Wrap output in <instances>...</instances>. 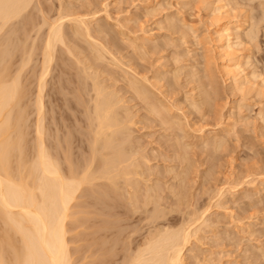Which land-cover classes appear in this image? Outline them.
I'll list each match as a JSON object with an SVG mask.
<instances>
[{
	"label": "rangeland",
	"instance_id": "1",
	"mask_svg": "<svg viewBox=\"0 0 264 264\" xmlns=\"http://www.w3.org/2000/svg\"><path fill=\"white\" fill-rule=\"evenodd\" d=\"M30 5L28 8L32 11L27 9L26 11L30 13L31 19L40 24L45 22L43 26L32 25L31 29L35 26L36 28L40 26L41 29L36 30L35 28L30 36L27 35L29 39L26 38L25 43H28L26 47L31 44L32 39L36 42H34L36 45H32L33 48L43 44L44 35L46 36L48 30L47 26L58 17L59 13L71 14L72 18L81 17L82 19L84 17L83 20L88 23L90 35L89 37L84 29V31L81 30L80 24L74 21L66 20L62 25L65 42L63 40L62 45L58 43L55 45L54 58L58 59H56L58 63L53 58L43 91V94L46 92L43 95L45 96L43 117L45 116L44 126L47 130L45 135L49 137L48 140H46L47 137L45 138L48 141V147L51 145V151H54L59 148L57 145L62 148L70 143V147L73 146V148H70L69 154L70 157L72 156L73 163H77L75 165L78 167H81L79 164L84 166L83 162L86 163L89 157L87 154L89 147L86 144L88 142L84 139L89 140L87 139L89 138L88 132H90L88 129H91H87L89 123L85 124L92 110L94 91L91 90L90 77L82 76V79L79 77L83 81L85 79V83H82L83 81L78 80L77 74L78 71L82 72L80 69L86 67L82 75L84 70H87V74L91 76L96 73L95 79L101 83L105 91L113 92L115 99L119 101L116 102L115 111L117 115H121H119L121 121L122 117L126 120L123 119L126 126L122 131L129 134L123 136L131 137V141L127 138V143L130 144L128 147L133 148L132 152L131 149L128 152L129 156L134 151L138 154L135 159L132 158L131 162H135L137 158L136 163L140 166L138 169V166L136 167V173H140L133 175L135 172L130 169L134 168L129 167L130 172L132 171V179L129 177L131 175H127L130 183L137 180L139 183L137 187L134 188L135 185L131 183L133 188H130L124 180L128 177L122 178L129 186V191L126 190V186H122L124 183L121 178L118 180L121 181L117 182L120 194L117 196L120 198L126 193L132 194L133 198L137 199V202L134 201L136 204L134 202L128 204V201L124 200L130 195L124 196L122 200H118L116 195L113 197L115 201L110 199L112 204L118 201L119 206L116 208L118 211H123L126 206L131 208L130 205H137V207H132V209L137 208H134L137 211L132 209L129 211V208H126L128 212H122L126 216L132 211L133 215L135 214L134 217L129 213L124 218L123 214L116 211V217L111 218H115L114 220L119 218V220L114 223L113 219L111 221L107 218L108 215L106 218H101L103 215L95 214L97 215L95 220L97 226L105 224L114 229L113 236L106 237L108 239H105V242L106 246H109L108 241L117 238L116 242L115 240L110 241V244L115 243L114 250L118 249L112 252L119 253V255L116 254L117 258H114L115 264L117 259L119 260L117 264L124 261L129 248V255L132 254L131 249L134 252L142 248L139 245H144L145 241L141 242L148 238V233L155 228H158L156 230L169 228L174 231L184 222L188 223L201 216L199 222L195 220L193 223V227H200V229L198 228L183 251V264H264V0H32ZM216 6L219 8L213 10ZM26 11L23 16L29 14ZM216 18L220 23L228 20L230 32H239L241 36L240 40H232L234 43L238 42L237 44L232 43L234 44L232 48L241 65L238 70L242 81L238 89L230 82L224 71L226 62L217 48V30H219L217 24L219 22ZM18 20L16 26L15 24L13 26L16 28V34L23 29ZM19 26H21L20 30H18ZM5 27L8 31L12 28L8 25ZM6 29L4 28L5 33H9ZM76 30L80 33L77 34ZM4 34L3 36L11 37L13 34V38L19 37V34ZM246 35L254 37L255 39H252L254 43ZM21 39L17 38L22 44ZM16 44H19L18 41L11 46L14 48ZM42 46H38L41 48L36 51L35 48L31 51L35 52L30 55L32 59L20 70L19 80L26 92H29L28 97H30L27 98L26 94V98L21 100V103L22 101L25 104L28 103L26 108L23 103V106L20 105L25 110L24 119L27 118L24 122L25 130L29 131L28 136L30 134V138L26 135L27 151H30L35 141L33 140L35 139V125L32 128L37 116L36 106H34L37 92V80L35 79L41 67L39 63L42 51L39 49H42ZM67 47L71 48L72 54H69ZM15 50L18 52L16 48L13 54ZM18 54L14 55L18 57ZM99 54L102 55L99 56L100 58L97 57ZM15 56H12L13 66H11L16 69L14 71L12 68L11 72L14 71V73L19 71L17 70L19 59ZM14 60L17 61V66ZM84 75L86 76V72ZM23 80L27 82L24 84ZM77 82H81L82 85ZM130 84L135 87L140 86L139 89L142 91L145 89L149 99L145 100L136 94L138 92H135L133 90L135 88L132 87V89ZM77 85L80 88L82 86L80 92ZM75 89L78 90L77 94ZM205 93L208 94L207 97ZM78 99L84 103H79ZM146 101L159 109H164L167 116L160 119L161 115H157L156 111H151L150 103ZM87 106L90 107V113L86 112ZM122 131L119 138L124 134ZM62 136L64 138L71 136L69 137L71 142L68 140L69 143H67ZM29 139L33 141L31 144ZM58 139L60 145L57 142ZM62 139L66 144L61 143ZM124 139L126 140L122 137L120 140L124 141ZM181 154L184 156L182 159ZM82 155L86 156L85 160H83L84 157L81 159ZM185 158L186 161H184ZM128 160L126 162L131 163ZM85 188L87 191V187ZM85 188L83 187L82 192L80 190L79 193H83ZM148 189L157 196L152 198L151 192L149 196V193H146L149 192ZM176 191L181 193L184 191L185 195L179 194L182 197H179L182 203L178 200ZM144 193L149 196L145 198H150V200L144 199ZM86 194L89 198L90 193L86 192ZM86 194L84 192V197L78 194L80 198H77V202L80 201V203H77L76 199L74 202L78 207L89 204L87 200L91 201L90 198H86ZM154 197H157L154 202H146ZM120 204L123 208L125 205V208L121 209ZM142 204L146 208L142 207ZM75 209L71 210L78 211L77 215L74 213L72 219L69 218V221L73 223H68V219L66 222L68 223L66 225L68 228H66L69 229V232H66L69 240H67L68 247H70V254H73V259H71L74 260V264L75 262L92 264L93 255L84 245H88L89 238L86 234L79 235L80 232L87 231L88 233L93 228L88 229L85 222L80 226L83 221L80 218H84V214L86 218L92 217V214L83 213V210L87 211V208ZM81 209H83L82 213ZM152 211L166 214L163 218L161 214L158 215L161 218L154 221L155 213L153 214ZM95 215L93 217H96ZM130 215L131 220L128 218ZM74 216L78 217L79 223L74 222ZM148 216L154 223L147 222ZM101 219L107 222L99 221ZM198 223L202 225L199 226ZM69 224H73L74 227L72 225L70 228ZM97 226L94 225L95 228ZM125 238L128 239L127 244H125ZM120 244L126 245L124 249L128 247L125 250L126 253ZM81 248L83 251L79 250ZM89 254L92 256L90 257ZM83 255L85 259L82 260ZM75 257L78 258L77 261Z\"/></svg>",
	"mask_w": 264,
	"mask_h": 264
},
{
	"label": "bare ground",
	"instance_id": "2",
	"mask_svg": "<svg viewBox=\"0 0 264 264\" xmlns=\"http://www.w3.org/2000/svg\"><path fill=\"white\" fill-rule=\"evenodd\" d=\"M217 1H222V0H217ZM31 2H32V0H0V264H74V262H73L74 260L72 261V259H73L72 255L73 254H70V251H69L70 247H68V245H69L68 241L69 240L66 237V235L68 234V233L66 234V232H69L68 231L69 229L67 230L68 226H66V225H68V223L72 222V221H69V218L72 219V215H75L74 213H76V215H77L78 211L73 212L72 210L75 208L76 209L80 208V207H82L83 209L87 208V211L81 209L80 210L81 213L83 210L84 211L83 213H87L88 215L92 214V217L90 216L87 218H86V214H84L85 217L80 218V220H83V221H81L82 224L80 223L81 224L80 226H82L83 222H85V223H87L86 227L88 229L90 227H93L94 229L91 228L90 232H88V233H86L87 231L85 233L80 232V234H79V235L82 234V236H83V234L84 235L86 234L87 235L86 237L89 238L88 241L86 240L88 245H86V244H84V245L89 248V250L91 251V254L93 255L92 256L89 254L90 257L91 256L93 257V259L91 260L92 262L91 261L90 262L92 264H115L114 261L117 258L116 254L118 252L113 253L112 250L117 251L118 249L114 250L115 246H113V245H115V243L113 242L114 244L113 243L110 244L111 240L108 241L109 246H106V242H105L106 241L105 239H108L106 237L113 236V230L114 229L112 227H108L105 224L98 225L99 226L98 227L95 224V220L97 219V215H95V214H99L100 216L103 215L101 218H106L108 215V217H107L108 219H110V220L113 219L114 223L118 222L117 220H119V218L117 220H114L115 218H111V217H116L115 216L116 211H118V210H116V208L119 206L117 204L118 201L114 202L117 204V206H116V204H112V201H115L114 200L115 198H113V197L120 195L118 193L119 191L117 189V182H120L121 180L120 181H118V180L121 178L122 183H124V185H122L121 183L120 184L124 187L126 186V190L129 189V186H130V188L132 187L131 183H133L135 185V186L133 185L134 188L137 187L136 186L137 184H139V183H137V180H135L133 182L131 181V183L129 182L130 181L129 177L132 179V176L134 174L138 175L140 173V172L136 173V167L138 166L137 167V169H138L140 166V165H138V163H136V162H138L137 158H136V161L134 160L135 162H131V161H133V159H135L137 151L136 152L134 151L135 154L132 153L129 156L130 153H128V152H130V149L132 152L133 148H132V146H130L131 148L128 147L130 144L127 143V141L128 140L131 141V139H130L131 137L123 136V135L128 134V133H124V131H122L124 129V127L126 126V124L124 123V121H126V120H125V117L124 118L122 117V121H121V119H120L121 117H119L120 114L117 115V111H115L117 109V108L115 109V106L117 107V103L119 102V101H117V99H115L116 96L113 94V92L111 93L110 91L109 92L105 91V89L102 87V85H100L101 83L98 82L97 79H95L96 76H94V75L96 73L91 76V74L90 75L87 74V70H84V73L86 72V76L84 75V73L82 75L83 69H87L84 66H83L84 68L80 69V70H82V72L81 71L77 72L78 80L82 76L85 78L90 77L89 79L92 82L91 83L92 84L91 90L93 89V91H94V92L92 91L94 96H93V102H92L93 106H91L92 107L91 113L89 111L90 107L88 108V106H87L88 109H86V107H85V109L87 110L86 112L90 113V114L86 113L87 115L89 114L90 116H88V118H86L87 120L85 119L87 122L85 125H88V123L90 124V125H88L89 127H87V129L88 128L91 129V130L88 129V131H90L91 134H89L90 132H88V136H89V138H87V139H89L88 141L86 140V138L84 139L85 142H88L90 144L89 145L88 143H86L89 147V149H87V154H89V157L86 160V163L82 161L84 166L79 164L81 167H78L77 165H75L77 163H73V161L71 160L72 156L70 157V154H69V152H71L70 148L71 147L73 148V146L70 147L71 144L69 143V142H71L70 141L71 139L69 140V137H71V136H68V138L66 136H65V138L62 136L66 140V142L69 143V145H68L69 148H68V146L60 148V146L57 145V147H59V148H56V150H57V152H56V150H54V148H52V150H54V151H51L50 143H49L50 146L48 147V145H47L48 141H46V140H48L49 137H48V135H45V132L47 130H45L46 127L44 126L45 125L44 124L45 116L43 117V114H45V113H43V107H44L43 106L44 105L43 98L45 97V96L43 97V95L46 94V92L43 94V91H44V87H46L45 84H47L46 83V77L49 75L48 73H49V70L51 67L50 63L53 62V58H54V55L56 53V51H54L55 47H56L55 45L57 43L61 44V45L63 44V40H64L63 36L64 35L62 34V32H63L62 25L66 20L70 21V22L74 21V22L78 23V25L80 24L81 30L84 29L85 31L84 30L83 31L86 32V34L90 37L89 29L87 26L88 23H85V21L83 20L84 17L82 19H80L81 17L80 18L79 17H77V18L73 17L72 18L71 17L72 15L70 13H69L70 15H68V13L62 14V13H59L60 11L58 12L59 13L58 17H56L54 21L52 20L51 21L52 23H50V24L48 23L49 24L47 26L48 30L46 32V36L44 35L45 39L43 38V40H44L43 44L38 45V46H41V45H43V46H42V49H39L42 51V53L40 54L41 55V61L39 63L41 65V67L39 66L40 71L38 70L39 71L38 75L35 74L38 76L37 79H35V81L37 80L36 81V83H37L36 91L37 92L35 91L36 92V94H35L36 98H34L35 99V105L34 106H36V108L35 107L34 108L36 109L37 113L35 112V110H34V112L37 114V116L35 118L36 123L32 124V128H33V125H35V127H34L35 139L32 138L35 141L32 144V147H31L32 149L30 148V151L26 150L27 149L26 135H27V138H30L29 137L30 134L28 136L27 133H29V131L25 130L26 125L24 124V122L27 121V118H25L26 120L24 119L25 110H23L24 108H22L20 105H22V103L24 102V101H22V103H21V100H23L24 97L26 98V96H25L26 94H27V98H30V97H28L29 92L28 91L26 92V90H25L23 84L20 82L19 78L21 75L20 70L22 68H24L27 65V63H29L30 59H32V58H30L31 57L30 55L34 51L33 52H31V51L35 48V46L33 48L32 45H36L35 44L36 42L34 41V39H32L30 41L31 44H29L32 47H30L29 45L26 47V45L28 44V43H25L27 40L26 38H28L30 36V33L36 28V26H35V28L33 27L34 29H31L32 25L34 24V25L38 26V24H40V23H37L38 22L37 20H36L37 22H35L30 17V13L28 11H32V10H29L28 7L31 6L30 5ZM38 2H40V1H38ZM218 8L219 7L216 6L213 8V10H216ZM26 9L28 11H26ZM25 11H26V13H29V14H25L23 16V13ZM41 11L44 13L43 9ZM76 16H79V15H76ZM17 20L19 21L18 22L19 24H22V28H23V29L21 28L22 30H20L21 26H19L18 30L21 31V32L19 31V33H18L19 35L16 34L17 33L16 28H13L14 24L16 26ZM216 20H218V22H219V24H217L219 26L218 27L219 30H217V33H218L217 35H218L219 39L217 37V40H216L218 42L217 48L219 49L220 54L223 55L222 57L226 62L225 66H224L226 70H224V71H226L225 74L228 77V79L230 80V82L233 83V85L235 86L236 89H238V88H240L241 81H242V78L240 75L241 73H239V70H238L239 66H241V65H239L240 61L237 58L238 56H237V54L235 55L233 48H232V46L234 44H237L238 42L234 43V41H232V40L233 39L234 40H236V39L240 40L241 36L238 32L239 26L237 25V28H238L237 32L238 33H236V31H233L234 32V35H233V32H230V30H229L230 28L228 27L229 26L228 20L221 21V23H220L219 19L216 18ZM33 21L35 23H33ZM44 22L45 21H43V23ZM43 23H41L40 25H42ZM7 25L9 28L12 27L11 30L9 29V31H8L6 29L5 26H7ZM76 26L77 25H75V27ZM39 27L36 28V30L37 29L40 30L41 27L40 28ZM4 28L9 33H5ZM234 29L236 30V28H234ZM77 30H76V32H77V34H79L80 32L78 33ZM2 31H3V33H2ZM22 31H23V33H22ZM10 32L14 33V35L15 34L18 35L19 37L13 38L12 33H11L12 34L11 37L10 36H3L4 33L6 35H8V34H10ZM27 32H28V34H27ZM76 32H75V34H76ZM20 33H21V36H20ZM27 35H29V36H27ZM249 37L251 39V42L254 43V41L252 40L254 37H252L250 35H249ZM249 37L247 36L248 39H249ZM17 38L19 40L22 38L21 40H23V43L21 44L20 41L17 40ZM13 39L17 40L19 43V44H16V47H14V48H13V46H14L13 44L17 43V41L15 42V40H13ZM64 42H65V40H64ZM232 43H234V44H232ZM239 44H240V42H239ZM11 45H13V46H11ZM9 46H11V48ZM38 46H36L37 48L34 49L35 51H36V49L41 48ZM16 48L18 49L17 50L18 52H16V50H15L14 54L16 55V53H19L20 55L18 54V57L13 54V50ZM69 49L67 47V51L69 52V54H72L71 48H69ZM41 51H39V52H41ZM100 55L101 54H99L97 57L100 58L99 57ZM12 56H15L19 59L18 60L19 65H18V69H17L19 71L15 72V73H14V71H16V69L11 67V66H13V62H12L13 57ZM94 56L96 57V55H94ZM54 59L56 60L57 58H54ZM15 60H17V59L15 58ZM15 60H14V62L16 63V66H17V61H15ZM15 63H14V65H15ZM56 63H58V61ZM16 66H14V67H16ZM12 68L14 69L13 72H11ZM79 72H80V76H79ZM240 72H241V69H240ZM93 76H94V78H91ZM254 76H255V74H254ZM81 81H83V80H81ZM84 81H85V79H84ZM84 81L82 83H85ZM25 82H27V81H24L23 83L25 84ZM47 82H48V80H47ZM79 83H81V82H79ZM82 83L80 85H82ZM131 85L132 84H130V86ZM76 87H79V86L77 85ZM132 87H134L135 89H133ZM139 87L140 86H138V87L131 86V88L133 90H135V92H138L136 94H139L145 100H148L149 97L145 93V89H143V91H142V89H139ZM81 88H82V86H81ZM81 88L80 87L78 88L79 92H80ZM136 88H138V89H136ZM212 88H214V87H212ZM76 90L77 89H75V92L77 94L78 90L77 91ZM31 91H30V93H31ZM207 95L208 94L205 93L206 97H207ZM142 97H141V99H143ZM78 101H80V100L78 99ZM81 102L82 101H80L79 103H81ZM83 103H81V104H83ZM147 103L151 104V106L149 104V107H151L153 109L152 110L150 108L151 111H153V112L156 111L157 115L158 114L161 115L160 119H162L163 116H167L166 115L167 113L165 114L164 109L163 110L159 109L157 106L153 105L151 102H147ZM23 104L25 105V108H26L28 103L27 104L23 103ZM33 104H34V102H33ZM28 107H30V106H28ZM28 107H27V109H28ZM30 111H31V109H30ZM44 111H45V109H44ZM85 117H87V116H85ZM123 119H124V121H123ZM165 120H167V118H165ZM24 125H25V127H24ZM27 127H28V125H27ZM27 130H29V128H27ZM121 131L124 134H122L120 136L121 138H119ZM48 134H49V132H48ZM67 134H68V132H67ZM90 135H92L91 138H90ZM122 137L123 138L125 137L126 140L125 139H124V141L120 140V139H122ZM45 138H46V140H45ZM127 138H129V139L127 140ZM32 139H29V140H31L30 144L33 142ZM68 140H69V142H68ZM58 141H59V139L57 140V142ZM216 141H218V139ZM57 142H55V143L57 144ZM66 142L64 143V140L62 139L61 143L66 144ZM55 143H53V144L55 145ZM124 143H126L125 144L126 147H125V145H123ZM30 144L28 143V145H30ZM58 144H59V142H58ZM63 146H65V145H63ZM81 147H83V146L81 145ZM124 147H125V149H124ZM127 147L129 149V150L127 149L128 151L126 150ZM58 149H60V151L62 149V152L58 151ZM85 149H86V147H85ZM177 153H179V152H177ZM83 155H82L81 159H83V157H84ZM182 156H180L181 159L184 158V156L183 157ZM85 157L83 160H85ZM143 158H145V157H143ZM127 160L131 163L128 164L126 162ZM184 161H186V158ZM181 162L183 163V161H181ZM129 167L134 168V169H130L133 172H135V173H133V175H132V171L130 172ZM184 168H183V170H184ZM127 175H131V176L128 177ZM122 177L123 178L128 177L129 180L128 179L127 180L124 179V180L127 181V184L129 186L125 184ZM83 187L84 188L87 187V191L85 188L84 189L85 191H83V193H79L81 189L83 190ZM178 188H179V190H181L180 186ZM82 190H81V192H82ZM124 190H125V188H124ZM126 190H125V193L127 192ZM122 191H123V189H122ZM134 191L137 192V190H135V189H134ZM221 191H220V194H221ZM84 192H85V194H86V192L90 193V196L89 195L88 196H89L91 201L89 200L90 202H88V200H87V203H89V204L85 203L86 206L81 204L82 206L78 207L77 203H80V201L77 202V198H80L79 196L82 197ZM150 192L152 193L151 194L152 198H153V196H157L156 193H155L156 194L155 195L150 190H149V192H146V193H149L148 195L151 196ZM77 193L79 194V196ZM177 193H178V195L177 194L176 195L178 196V198L180 197V195L181 196H183V194L185 195L184 191L182 192L183 194L180 191ZM126 195H130V194L126 193L125 195H123V197ZM148 195L145 194V196H144L145 200L148 199V198H145ZM131 196H132V199H131ZM123 197L121 195L120 198L118 196L116 198L118 200H122ZM86 198L89 199L87 197V194H86ZM127 198H128V196H126L124 198V200L128 201V204L130 202L133 203L134 201L137 202V199L135 200L133 198L132 194L130 195L129 198L133 201H131L129 198L128 199ZM135 198H137V196ZM156 198L157 197H154V199H152L151 201H148V200H150V198H149L146 202L152 203V201L154 202L156 200ZM180 198H182V197H180ZM180 198L178 199L179 201H180ZM75 199H76L77 203H74ZM110 199H112V201H110ZM126 201H124V202H126ZM120 203L123 204V202H120ZM128 204H126V205H128ZM134 204H136V203L134 202ZM140 204H141V202H140ZM133 206L137 207V205H132V206L130 205L131 208H129L128 206H126V208H129V211H130ZM120 207H122L121 209H124L125 205L123 208V205L121 206V204H120ZM142 207H145V206L143 205ZM105 208H106V211H104ZM126 208L123 210L124 212H128V210ZM134 208L132 210L137 211V210H135L137 208H135V209ZM123 211L122 210L118 211V213L120 212L121 214H123L124 213ZM101 212L103 214H101ZM93 213L96 217H93L94 216ZM129 213L132 214V216L134 217V215H135V214L133 215L134 212L132 213V211H131ZM129 213H128V215H129ZM152 213L153 214L155 213L154 214L155 217L153 216L154 221L155 220L157 221L161 217L163 218V216L165 217V214H166V213L163 214V212H162V213H160L162 215L160 217V216H158V215H160V214H158V212L152 211ZM152 213L150 214V216L153 215ZM112 215H114V216H112ZM128 215L125 216V214H123V216H125L124 218H126ZM100 216H98V218ZM109 216H110V218H109ZM118 216H120V215H118ZM130 216L128 218L132 219V216L131 217ZM157 217H159V218H157ZM75 218H73L75 220V221L74 220L73 221L76 223L77 222L79 223L78 217L76 216ZM147 218H148V220H147ZM147 218L145 217V220H147V222L150 221L151 224L154 223V221L151 218H149V216ZM154 218H157V219H154ZM201 218H202V216L200 218L196 217V219H194V220L192 218H189L190 220L192 219L191 220L192 222L190 221L187 223V221H186V222H184V224H186V225H184V224L182 226L180 225V226H178V228L176 227L177 229L174 228V229H176L174 231H172L169 228L168 229L164 228V230L163 229L162 230L161 229L156 230L158 228H155L156 232H155V230H153L154 232L151 231L152 234L149 232L148 238H146L147 241L145 239L141 242V243H143L145 241L143 243L144 245H142V246L139 245L142 248L139 247L140 249H138L137 251H134V252H132V249H131L130 252L132 254H130V255L128 253L130 248L128 249V247H127L126 249H124L126 247V245L125 246L122 245L123 241H124V239H123V241L121 242L122 244H120V246L122 245L121 248L124 247L123 248L124 253H126L125 250L128 249L127 250L128 254L126 253L127 256L125 255V258L126 257H128V258H126L127 259L126 261L124 258V261L122 260V262H120L119 264H183L182 263L183 255H184L183 251H184L185 247L188 245V243L190 242V239L192 238V236H194L196 234V232L198 231V228L200 229V227H196V226L193 227V223H195L194 222L195 220H198V222H199V219H201ZM67 219H68V223H66ZM110 220H108V221L111 222L112 220L111 221ZM99 221L107 222L105 219L104 220L101 219ZM200 224H199V226H200ZM72 225L73 224H69L70 228L72 227ZM74 225H75V223H74ZM74 225H73V227H74ZM77 225H76V227L79 226V225L78 226ZM94 225H95V227L97 226V228H95ZM196 225H197V223H196ZM120 226H121V224H120ZM72 229H74V228H72ZM165 229H167V230H165ZM115 232H117V231H115ZM115 232H114V234H115ZM117 234H118V236H120L119 233H117ZM149 234H150V236H149ZM76 236H78V235H76ZM118 238H120V237H118ZM84 239H85V237H84ZM113 240H115V239L113 238ZM116 240H117V238H116ZM116 240H115V242H116ZM121 240H122V238H121ZM126 240H128V239L125 238V244H127ZM132 243H134V242H132ZM116 244H118V243H116ZM85 246L83 247V249L85 248ZM87 247H86V249H88ZM116 247H118V245H116ZM77 249H78V247L76 248V250ZM79 250L83 251L82 248ZM89 250H87V251H89ZM77 252H78V250H77ZM113 254H115V256ZM118 255H119V253H118ZM122 256L124 257V255H121V257ZM83 257H84V255L81 258L82 260L85 259V257L84 258ZM78 258H80V257H78ZM78 258L75 257L74 259H76V261H77ZM121 259H123V258H121ZM78 261L80 262V260H78ZM116 261H117L116 262V264H117L119 260L117 259ZM80 263H86V262H80ZM80 263L75 262V264H80Z\"/></svg>",
	"mask_w": 264,
	"mask_h": 264
}]
</instances>
